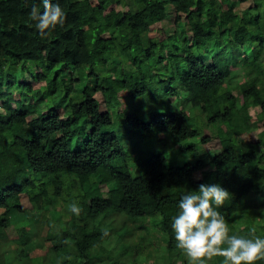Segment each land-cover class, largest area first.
I'll return each instance as SVG.
<instances>
[{
	"label": "trees",
	"instance_id": "16d2710c",
	"mask_svg": "<svg viewBox=\"0 0 264 264\" xmlns=\"http://www.w3.org/2000/svg\"><path fill=\"white\" fill-rule=\"evenodd\" d=\"M52 2L66 19L41 36L29 13L42 0H0V264H141L153 230L159 264H191L171 224L202 183L229 191V235L264 238V0ZM170 12L174 30L152 35ZM196 115L227 124L214 156L197 149ZM114 124L134 134L126 146ZM257 125L255 141L236 139ZM162 138L183 163L141 145Z\"/></svg>",
	"mask_w": 264,
	"mask_h": 264
},
{
	"label": "clouds",
	"instance_id": "9594fccd",
	"mask_svg": "<svg viewBox=\"0 0 264 264\" xmlns=\"http://www.w3.org/2000/svg\"><path fill=\"white\" fill-rule=\"evenodd\" d=\"M42 3L43 13L36 6L29 13L41 36L58 24L63 25L66 19V13L58 3L52 0H42ZM229 198V191L220 184L203 183L199 185L198 194L189 192L180 198V212L173 217L171 227L177 248L184 252L191 264H206L217 256L224 258L223 264H256L264 260V238L229 235L225 217L218 211ZM70 210L77 216L82 212L75 202L70 205Z\"/></svg>",
	"mask_w": 264,
	"mask_h": 264
},
{
	"label": "rangeland",
	"instance_id": "374dc122",
	"mask_svg": "<svg viewBox=\"0 0 264 264\" xmlns=\"http://www.w3.org/2000/svg\"><path fill=\"white\" fill-rule=\"evenodd\" d=\"M248 4H250V1L243 3L241 6L245 7V6H248ZM181 23H185V22H181ZM158 27H156V28L152 27V29H151L152 35H154V34L168 35L169 32H172L174 30V14H173V12H170L169 19L162 22L160 27L159 28ZM186 27H187L186 24H182L180 29L183 30ZM232 76H233V85L236 86L238 84V82L240 81V78L237 77L236 73H234V72L232 73ZM241 78H243V77H241ZM234 92H235V94L238 95V99L241 102L242 99L239 97L238 87L234 88ZM121 99L123 102H125L124 96H122V94H121ZM174 102L177 103L178 101L174 100ZM179 105L181 107H183L184 109H187L190 114L194 113L193 108L190 106V103L188 101H186L182 104L179 103ZM249 108H250L249 112L251 114L252 119L256 120L255 117H256V112H257L258 108H256V107H249ZM135 109H136V112L142 118L147 119V116L144 115V112L141 110L139 105H137ZM147 109L148 110L158 109V104L153 100L148 101L147 102ZM204 117L202 115H196L195 117H192L194 120L191 118L194 127H196L198 129V132H199L198 137H200L203 134L208 136V140L205 143H203L201 141L198 142L199 144H197V149L200 153H206L208 156H214L215 154L219 153L222 150V143H221L220 137L217 135L218 130H219L218 128L219 127H226L227 124H225V122L219 121V123H217V124L210 123L208 125L206 123V120ZM114 125H115V130L117 131L119 126H118V124H114ZM260 130H261V127H259L257 125L255 127H253L252 129L244 132V133H239L237 135L236 139L237 140L243 139L245 141H253V140L255 141L257 139L258 132ZM117 132H118V135L121 136L122 140L124 141V146L127 145V143L130 140V137H132L134 135V134L126 133L125 130L122 131V133L120 130H118ZM122 134H123V136H122ZM153 138H154V135H153ZM141 145L144 146L145 149H147V150L151 149V151L155 152V153L164 152V153L168 154V151H169L173 155L172 161L174 163L181 164L184 162L183 161L184 157L182 155H179V154L175 153L174 151H172L170 148V145L168 143H166L164 138H162V142L158 141V142H156V144L149 142L148 144L141 143ZM151 151H149L148 153H150ZM118 161L120 162V160H118ZM210 168H211V166H210ZM207 169H209V166H207ZM201 172H202L201 170L199 172H197V174L195 176L196 179L200 178ZM52 215L54 217H58V214L55 212L52 213ZM22 217H24V215L22 213L15 211V213L12 215V220L15 223V222L21 220ZM152 221L155 223L154 224L155 226L158 224V222L156 220H152ZM14 223L11 224L9 227H7V233L10 237H15L17 235L16 226H15L16 223L15 224ZM153 231L154 232H153V235L151 238L153 244H151L150 246H146V249H145L146 251L147 250L150 251V256L144 255V254H146V251H144V254H139L138 260L141 262V264H159L161 262V260L163 259L164 254H166L165 247L162 243L163 234L160 233L159 231H155V230H153ZM109 238H111V237H109ZM110 245H112V246L116 245L115 238H111Z\"/></svg>",
	"mask_w": 264,
	"mask_h": 264
}]
</instances>
